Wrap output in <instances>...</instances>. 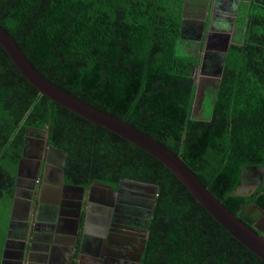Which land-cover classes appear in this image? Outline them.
<instances>
[{"label":"trees","instance_id":"16d2710c","mask_svg":"<svg viewBox=\"0 0 264 264\" xmlns=\"http://www.w3.org/2000/svg\"><path fill=\"white\" fill-rule=\"evenodd\" d=\"M184 2L0 0V26L48 81L165 145L257 230L251 210L264 212V0L240 6V37L228 47L210 119L192 118L190 69L199 59L177 48ZM29 129H47V143L67 152V184L116 189L126 179L158 187L141 264H264L159 160L41 95L0 45V206L7 217ZM255 171L261 183L241 191Z\"/></svg>","mask_w":264,"mask_h":264},{"label":"flooded vegetation","instance_id":"af4514ba","mask_svg":"<svg viewBox=\"0 0 264 264\" xmlns=\"http://www.w3.org/2000/svg\"><path fill=\"white\" fill-rule=\"evenodd\" d=\"M203 29L204 24L200 26V30ZM201 31L197 32L199 39L202 36ZM30 136L27 154L32 159L37 157L41 160L40 173L37 181L31 184L33 188L28 190V208L24 206V213L19 214V219L9 226L6 239L13 241L7 245V251L0 264H69V251L72 250L70 264L74 259L78 264L81 257V240L88 230L85 225L86 198L82 199L77 192L60 186L57 159L53 162L56 171L50 173L47 177L49 182H45L44 175L49 166V162L46 164L45 160L48 148L47 145H42L41 138H34L32 133ZM42 186H47L44 188L48 195L44 199L46 201L41 199ZM93 186L94 183L89 185L86 192L92 191L93 201L101 208H106L97 207L89 212L96 229L89 228V238L86 236L88 240L85 241L83 256L87 255L91 261L84 264H137L139 257L142 258V247L150 219L148 216L153 210L152 195L122 184L121 192L118 190L119 185L114 189L117 191L115 195L109 190ZM97 188L101 191L95 192ZM137 196L142 198V202L129 201ZM104 217H107L108 221ZM77 220L79 227L76 225ZM93 244L98 247L95 255Z\"/></svg>","mask_w":264,"mask_h":264},{"label":"water","instance_id":"95a60500","mask_svg":"<svg viewBox=\"0 0 264 264\" xmlns=\"http://www.w3.org/2000/svg\"><path fill=\"white\" fill-rule=\"evenodd\" d=\"M206 2L207 0H200V3L204 4L205 7L207 6ZM191 6H192L191 0H185L184 5H183L182 33H181V39L178 41V43L183 38V30L185 29L184 28V18H185V14L191 8ZM0 45L6 51L11 61L13 62L15 67L18 69V71L22 74V76L26 78V80L32 86H34L40 92L41 95H44L48 97L52 102L57 103L71 110L75 114L81 116L82 118L93 123L94 125L101 126L113 132L114 134L124 138L125 140L131 142L132 144L136 145L137 147L143 149L144 151H146L147 153L155 157L177 177V179L187 188V190L192 194V196L211 214V216L223 228H225L230 234H232L237 240H239L243 245H245L254 254H256L257 256H259L261 259L264 260V228H260L257 222L255 226H256V229L259 230L258 232L257 230L252 229L251 227L246 225L237 215L229 211L218 199H216L209 192V190L201 183L199 178L188 167V165L182 160V158L179 155L171 151L169 148H167L165 145H163L159 141L137 130L135 127H133L126 121L118 119L99 109H96L88 105L87 103L81 101L77 97L67 93L66 91L52 84L31 65V63L27 60L25 55L22 53V51L19 49V47L15 43L14 39L1 26H0ZM227 50H228V46H226L224 49L222 66L225 60V56L227 54ZM222 66H221V71H222ZM220 76H221V72H220V75H219V78L216 84V90H215V93L212 99V106L214 104L217 90L219 87ZM197 90H196L194 105H195L196 98H197ZM193 110H194V107H193ZM192 118L197 119L195 118L193 112H192ZM30 132L34 135V137H37L39 139L41 138L42 145L44 146L47 145L48 150H47V158L45 159L46 164H48L49 162L50 153H52L54 156L59 158L57 166L59 168L58 177H59L60 186L68 189L71 192H77L80 196H82V199L86 198L87 212H86V218H85V223H86L85 225L88 228V230L87 231L84 230L85 235L82 237V240H81V246H80V251H81L80 256L81 257H79L80 261L78 262V264H84V262H87V261L89 262L90 260L89 257L87 255L83 256V252H85L84 250L86 248L85 241H87L89 238L87 235H90L89 228L96 229V226L92 224L91 222V219H90L91 217L89 216V212L91 211V209L96 210L97 207H99L100 209H103L106 207L104 206L103 208H101L97 204V202L93 201L92 193H91L92 191L89 190L88 192H86L87 190L82 186H76V185L64 183V168H65V164L68 158V154L67 152L63 151L60 148H57L53 144L47 143V140H48V130L47 129H29L27 132V136L25 138V142H26L25 148H24L22 157L18 165L17 180H16L14 197H13L11 213H10V225L14 220L19 219L18 218L19 214L24 213V211L22 213V209L24 210V206L28 208V205H29V197H28L29 191L28 190L33 188L31 184L37 181L39 177V173H40V167L42 163L41 160H39L37 157H34L32 159L27 154V148L29 146L28 144L31 139ZM55 171L56 170L54 167L50 170L49 169L47 170L46 174L44 175L45 182L47 183L49 182L48 181L49 178L47 177H49L50 173L55 172ZM121 184L124 186L128 185L138 191L149 192L152 195V199L155 201V198L157 196V191H158V187L156 185L137 182L133 180L122 179L118 187L119 192H121V189H120ZM94 186L100 187L101 189L103 188L105 190H109V192H111L112 195H115V192H117L114 189H112L110 186L104 185L98 182H95ZM44 188L46 189L47 186L46 187L42 186L41 188V199L43 201H46L44 199L47 198L48 195L45 192ZM99 191L101 190L98 188L95 189V192H99ZM151 216H152V211H151V215L148 216V218H151ZM104 219L107 220V217H104ZM76 225L77 227H79V220H77ZM12 241L13 240L9 238L6 240L8 244H11ZM93 246L95 248V252L93 255H95V253L97 252V244H93ZM145 246H146V235H145V240H144V244L142 247V253L144 252ZM105 248H107V245ZM5 253H6V248H5L4 254ZM72 253H73V250L72 252L69 251V256H68L69 264L71 262ZM137 264H141V256L139 257Z\"/></svg>","mask_w":264,"mask_h":264},{"label":"rangeland","instance_id":"374dc122","mask_svg":"<svg viewBox=\"0 0 264 264\" xmlns=\"http://www.w3.org/2000/svg\"><path fill=\"white\" fill-rule=\"evenodd\" d=\"M193 5V9L188 10L185 14L184 18V30H183V38L179 42V54L180 55H186L190 57H194L199 59V65L197 67H192L190 69V72L195 76L196 78V84H197V98L194 105V116L197 119H209L211 107H212V99L216 90V84L221 72V66L223 61V55H224V49L226 45L228 44V39L223 37H217L210 33L212 29H209V26H211V20L213 19V10H212V3H210L207 8L204 4L200 3L198 0H191V4ZM226 6V5H225ZM222 7V6H221ZM239 11V9H237ZM216 13L218 14H224L225 10L223 7L218 10ZM228 14V12H226ZM220 17V15L218 16ZM201 22L204 23V29L201 31L200 26ZM228 21L227 24H231V22ZM230 28V27H229ZM237 28V27H236ZM232 29V26L230 29H228V32ZM214 30V29H213ZM236 30V29H235ZM202 32V36L199 39L196 34L197 32ZM240 33L239 31H236V33L233 36V42H236L235 38H239ZM221 40L219 46L216 45L215 42ZM217 39V40H216ZM260 172H262V169H259ZM259 171H255L253 175L249 177L251 180L249 184L244 185V190H250L252 191L254 188H256L257 185L261 183V173ZM260 174V175H259ZM142 198L137 196L134 199H131L129 201H135V202H142ZM145 202V201H144ZM1 203V202H0ZM148 204H150L149 201H147ZM146 203V204H147ZM132 206V203L130 204ZM12 207V205H11ZM0 236L5 235L4 233L6 230H8V227L10 226V213L7 217V213L3 211V209L0 206ZM253 215L258 220V226L260 228H264V212L257 209L252 208ZM8 233H6L7 236ZM5 241H2L0 239V253L1 258L3 259V254L5 252L6 245L8 243ZM3 260H0L2 262Z\"/></svg>","mask_w":264,"mask_h":264},{"label":"crops","instance_id":"0c3cea01","mask_svg":"<svg viewBox=\"0 0 264 264\" xmlns=\"http://www.w3.org/2000/svg\"><path fill=\"white\" fill-rule=\"evenodd\" d=\"M200 1V0H198ZM250 0H207V6L210 5V3H212V10L213 12V19L211 20V26H209V29L212 31L210 33H212L213 35L217 36V37H223V38H227L228 39V44L226 46L229 47V45L231 43H233V36L236 33V27L239 24V11H237V9H240L241 4H249ZM193 3L192 6L189 10L192 11L193 9ZM226 5V6H225ZM225 10L224 14H218L216 13L218 10H220L222 7ZM226 12H228V14H226ZM220 15V17H218ZM228 21L231 22L230 26L228 23ZM229 22V23H230ZM204 23L201 22V25H203ZM232 26V29L230 30V32H228V29H230ZM230 27V28H229ZM214 29V30H213ZM199 33V32H198ZM198 37L199 34H194ZM223 38H221L219 41L215 42L217 46H219L221 40H223ZM217 40V39H216ZM177 48H179V44H177ZM260 173V172H259ZM263 175H261L262 178ZM7 251V250H6Z\"/></svg>","mask_w":264,"mask_h":264},{"label":"bare ground","instance_id":"6f19581e","mask_svg":"<svg viewBox=\"0 0 264 264\" xmlns=\"http://www.w3.org/2000/svg\"><path fill=\"white\" fill-rule=\"evenodd\" d=\"M37 138V137H34ZM39 139V138H37ZM47 147V146H46ZM56 159L58 160V157L54 156L52 153H50L49 155V170L52 169L55 165L53 164V162L56 161ZM96 195V194H95ZM66 238V237H65ZM59 240V239H58ZM67 241V240H66ZM59 242V241H58ZM123 243V242H122ZM59 245V244H58ZM67 247V246H66ZM98 248V247H97ZM55 251V250H54ZM109 252V251H108ZM58 253V252H57ZM64 255V254H63Z\"/></svg>","mask_w":264,"mask_h":264},{"label":"clouds","instance_id":"9594fccd","mask_svg":"<svg viewBox=\"0 0 264 264\" xmlns=\"http://www.w3.org/2000/svg\"><path fill=\"white\" fill-rule=\"evenodd\" d=\"M6 250H7V246H6Z\"/></svg>","mask_w":264,"mask_h":264}]
</instances>
